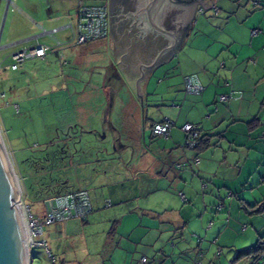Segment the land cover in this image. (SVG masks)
Here are the masks:
<instances>
[{"label": "crops", "instance_id": "0c3cea01", "mask_svg": "<svg viewBox=\"0 0 264 264\" xmlns=\"http://www.w3.org/2000/svg\"><path fill=\"white\" fill-rule=\"evenodd\" d=\"M214 1V8L197 14L206 18L195 20L175 56L152 70L140 84L142 103H147L158 95L156 87L153 92L150 90L153 72L176 58L177 72L159 80L158 87L166 84L165 91L160 94L170 99L175 97L177 89L182 88L185 93L184 77L189 75L198 76L205 87L203 94L198 95L202 98L183 102L182 113L170 110L168 116L160 119L150 120L146 114L142 117L141 98L137 95L136 86L140 72L135 73L131 68L130 49L119 48L116 51L110 31L106 38L98 41L84 45L74 43L76 46L73 47L81 48L93 43L106 49L110 53L113 75L124 81L129 94L118 112L125 126L119 135L123 144L119 146L118 164L107 163V158L102 169L84 171L78 176L80 181L77 185L59 194L87 191L93 211L84 224L94 226L104 222L107 226L101 244L91 248L86 264H143V258H146L144 264H264V255L258 260L254 257L235 259L238 252L255 247L264 238V208L258 212L264 203V179L255 187L261 197H255L251 203L237 196L239 203L234 198L229 208L222 199L224 208L220 212L214 208L216 201L212 208L208 207L214 200V193L207 194L208 185L203 189L204 182L199 181L211 176V168L216 164L214 158L206 157V153L211 149L218 150L222 143L228 145L231 153L243 155L245 159L249 158L251 150L258 156H264V0ZM81 4L89 3L76 0L71 6L63 4L54 6L52 10L53 3L49 0H41L39 6L34 5L33 0H26L24 6L28 14L37 7L34 14L39 17L37 26L41 31L36 35L27 33L25 39L9 44L24 43L11 53L42 43L53 48L48 57L60 56L61 49L73 44L69 25L73 27L72 20H76L77 26ZM45 7L49 11L45 12ZM211 10L216 19L206 20L207 12ZM53 30L57 31L47 33ZM253 30H258V33L253 35ZM67 31L70 38L65 37ZM47 56L39 60L46 61ZM231 91L241 92L242 97L230 103L218 101L220 94ZM165 119L174 121L176 127L168 137H153L152 125ZM186 123L197 125L201 137L207 136L211 146L201 152L184 148L185 134L181 127ZM146 132L152 139H163V147L154 149L152 144L148 146ZM104 153L107 155L109 152ZM204 153L206 155L201 159L199 156ZM131 158H136V161H131ZM196 158L199 162L195 161ZM182 160L185 163H181ZM261 161L258 170L263 171L264 157ZM177 164L185 166L177 167ZM236 178L230 184L238 182L237 185L242 187V181ZM219 180L227 186L229 196H234L229 187L232 185L223 178ZM225 209L226 215L215 220L214 214L218 215ZM111 223L115 227L107 233ZM42 237L44 239V235ZM50 262L55 264L56 257ZM72 264H77V261Z\"/></svg>", "mask_w": 264, "mask_h": 264}, {"label": "rangeland", "instance_id": "374dc122", "mask_svg": "<svg viewBox=\"0 0 264 264\" xmlns=\"http://www.w3.org/2000/svg\"><path fill=\"white\" fill-rule=\"evenodd\" d=\"M33 1L34 5L39 6L41 0ZM49 1L53 3V10L54 6H71L76 0ZM82 1L88 5L104 3V0ZM25 4L26 0H0V129L21 182L23 199L34 214L44 217L43 201L46 198L65 193L77 185L80 181L78 176L84 171L102 169L107 158V163L118 164L119 146L123 144L119 135L125 128L118 112L129 94L128 86L111 71L110 53L93 43L81 48L73 47L76 46L74 43L68 44L61 49L60 56H47L46 61L29 60L13 70L11 52L21 44H9L25 39L27 33L36 35L41 31L37 26L39 17L34 14L37 7L28 14ZM45 8V12L49 11L48 7ZM211 12H207L206 20L216 19ZM202 18L206 17L199 14L196 21ZM72 21L75 28L76 20ZM65 33V37L70 38V32ZM175 66L176 58L156 69L150 78V90L153 92L154 87L158 89V95L153 100L150 98L149 102L142 103L143 114L148 115L150 120L168 116L170 110L182 113L186 99L193 102L202 98L186 97L182 88L176 90L174 98L168 99L160 94L165 91L166 84L158 87L159 80L174 75L177 72ZM142 105L140 103L141 111ZM162 140L152 139L146 132L145 142L148 146L152 144L154 149L163 147ZM104 151L109 153L106 155ZM251 152L249 158L245 159L243 155L231 153L228 145L222 143L218 150L211 149L206 153L208 155L204 153L199 156L202 159L206 155L216 161L211 168L213 174L208 179H199L204 182L203 189L208 185L207 194L214 193L209 208H212L214 201V208L224 201L226 208H229L230 201L237 196L251 203L255 197H261L255 187L264 179V165L263 171L258 170V163H262L264 156L256 155L253 150ZM133 159L131 161L135 162L136 158ZM190 166L187 164L188 169H191ZM236 177L242 181V187L237 185L238 182L230 184ZM220 178L232 185L229 187L234 196H229V190L223 186ZM235 202L239 203L237 199ZM226 213L225 209L216 215L213 210L215 220ZM85 222L69 221L45 228L44 239L56 257L55 264H72L75 261L86 264L91 248L101 244L107 229L105 223L90 226ZM114 227V224H109L107 233ZM56 249L62 252L59 254ZM30 260L32 264H51L43 248L36 246L30 249Z\"/></svg>", "mask_w": 264, "mask_h": 264}, {"label": "water", "instance_id": "95a60500", "mask_svg": "<svg viewBox=\"0 0 264 264\" xmlns=\"http://www.w3.org/2000/svg\"><path fill=\"white\" fill-rule=\"evenodd\" d=\"M126 14L131 25L110 24L116 51L130 49V64L140 84L147 75L177 53L200 10L215 7L214 0H130ZM143 117V105H142ZM22 186L0 129V264H31L24 216L19 205Z\"/></svg>", "mask_w": 264, "mask_h": 264}, {"label": "built area", "instance_id": "2783aa9c", "mask_svg": "<svg viewBox=\"0 0 264 264\" xmlns=\"http://www.w3.org/2000/svg\"><path fill=\"white\" fill-rule=\"evenodd\" d=\"M203 12V10H200ZM72 29L71 42L77 45H84L91 40L105 38L109 34V15L106 5H87L81 4L77 12V26ZM57 30L47 32L55 33ZM258 30H253L252 34L256 35ZM60 43H58L59 45ZM51 47L42 43H36L26 46L12 53L13 64L11 68L17 70L19 66L26 61L43 59L47 56ZM184 89L186 95H201L205 87L200 82L198 76L189 75L184 77ZM241 92L231 91L228 94L219 96L218 101L221 103H230L233 100L240 99ZM176 127V123L170 119L154 123L151 127L153 137H168L172 128ZM185 134L184 148L188 150H197L201 138L200 128L192 123H186L181 127ZM264 139V134H263ZM199 162V159H195ZM184 164H178L177 167H183ZM181 198L184 195L181 194ZM20 207L24 210V221L28 236L29 250L36 246L45 249L47 257L50 261H54L55 257L49 250V244L42 239L45 228L57 223H63L69 220L78 219L83 222L87 221L93 211L90 195L85 190L73 191L63 195L48 197L43 201L44 217L34 214L28 204H26L23 196L19 201ZM110 205V204H108ZM223 204L216 206V210L220 212ZM37 238H39L37 240ZM146 258L142 259L144 264Z\"/></svg>", "mask_w": 264, "mask_h": 264}, {"label": "flooded vegetation", "instance_id": "af4514ba", "mask_svg": "<svg viewBox=\"0 0 264 264\" xmlns=\"http://www.w3.org/2000/svg\"><path fill=\"white\" fill-rule=\"evenodd\" d=\"M106 7L108 9V15L110 24H117L118 21L121 24L131 25V20L127 17V13L131 9L130 0H107Z\"/></svg>", "mask_w": 264, "mask_h": 264}, {"label": "trees", "instance_id": "16d2710c", "mask_svg": "<svg viewBox=\"0 0 264 264\" xmlns=\"http://www.w3.org/2000/svg\"><path fill=\"white\" fill-rule=\"evenodd\" d=\"M101 39H103V38H101ZM91 41H93V40H91ZM91 41H89V42H91ZM52 49H51V51H52ZM210 146H211V144H210L209 138L207 136L201 137L200 138V142H199V146L197 148V151H200L201 152V151L207 149ZM23 197H24V194H23ZM25 197L27 198L26 190H25ZM263 208H264V203L261 205V207L259 208V211L258 212H260ZM263 255H264V238H261V240H259V242L256 244L255 247H252L250 249H247V250L238 252V254L236 255V258L235 259L238 260V259L243 258V257H254L256 260H258Z\"/></svg>", "mask_w": 264, "mask_h": 264}, {"label": "bare ground", "instance_id": "6f19581e", "mask_svg": "<svg viewBox=\"0 0 264 264\" xmlns=\"http://www.w3.org/2000/svg\"><path fill=\"white\" fill-rule=\"evenodd\" d=\"M21 210H22V213H24V210H23V208H21ZM24 219H25V217H24ZM25 244L27 245V247L29 248V246H28V237H27V242L25 241Z\"/></svg>", "mask_w": 264, "mask_h": 264}]
</instances>
